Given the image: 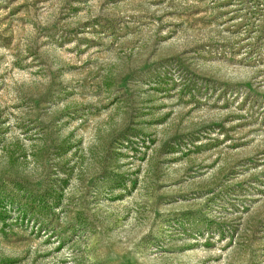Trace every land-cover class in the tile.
<instances>
[{
    "label": "rangeland",
    "instance_id": "rangeland-1",
    "mask_svg": "<svg viewBox=\"0 0 264 264\" xmlns=\"http://www.w3.org/2000/svg\"><path fill=\"white\" fill-rule=\"evenodd\" d=\"M8 178L0 264H264V0H0Z\"/></svg>",
    "mask_w": 264,
    "mask_h": 264
},
{
    "label": "trees",
    "instance_id": "trees-1",
    "mask_svg": "<svg viewBox=\"0 0 264 264\" xmlns=\"http://www.w3.org/2000/svg\"><path fill=\"white\" fill-rule=\"evenodd\" d=\"M59 146L61 149L69 147L66 141L60 142ZM167 147L168 144H165L161 149L166 153L174 152ZM7 183L9 189L0 182V225L4 227L13 222L26 227L31 224L33 226L31 228H34L36 233L48 232L49 235L56 236L58 245H61L63 231L59 223L54 224L62 205L61 185L47 182L41 188H34L16 178H8Z\"/></svg>",
    "mask_w": 264,
    "mask_h": 264
}]
</instances>
